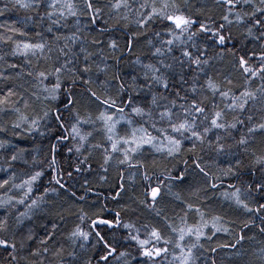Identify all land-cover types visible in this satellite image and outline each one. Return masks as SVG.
<instances>
[{
	"label": "snow or ice",
	"instance_id": "obj_1",
	"mask_svg": "<svg viewBox=\"0 0 264 264\" xmlns=\"http://www.w3.org/2000/svg\"><path fill=\"white\" fill-rule=\"evenodd\" d=\"M0 17V264H264V0Z\"/></svg>",
	"mask_w": 264,
	"mask_h": 264
},
{
	"label": "trees",
	"instance_id": "obj_2",
	"mask_svg": "<svg viewBox=\"0 0 264 264\" xmlns=\"http://www.w3.org/2000/svg\"><path fill=\"white\" fill-rule=\"evenodd\" d=\"M15 15H16L15 13H11V14H9V16L12 17V18H14ZM3 19H4L3 17H0V20H3Z\"/></svg>",
	"mask_w": 264,
	"mask_h": 264
}]
</instances>
